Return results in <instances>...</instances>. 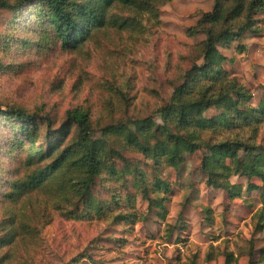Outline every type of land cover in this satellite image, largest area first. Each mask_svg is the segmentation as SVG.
<instances>
[{
	"label": "trees",
	"instance_id": "1",
	"mask_svg": "<svg viewBox=\"0 0 264 264\" xmlns=\"http://www.w3.org/2000/svg\"><path fill=\"white\" fill-rule=\"evenodd\" d=\"M171 1L0 0V69L16 51L45 56L54 41L69 52L111 34L125 35L132 47L147 45L161 27V9ZM263 12L264 0H213L211 10L185 32L204 39L187 47L180 58L186 66H177L175 84L150 116L118 121L109 116L95 135L91 114L82 108L65 111L59 123L42 108L0 109V124L9 132L0 140V251L22 240L38 242L51 213L72 219L87 211L97 220L132 225L140 219L134 211L138 195L147 213L163 220L171 185L160 176L161 167L177 169L198 151L205 152L198 171L207 188L239 199L240 185L230 182L236 177L246 180V193L259 194L251 222L255 233L263 232L264 96L263 107H253L251 91L223 68L227 59L218 50L245 33H259L257 16ZM116 96L117 105L108 100V109L121 111L124 104L126 109L131 98L125 91ZM97 186L109 194V203L95 198ZM32 198L42 204L39 213L28 211ZM204 214L211 223V209ZM250 246L253 251L252 240ZM259 263L264 264V248ZM224 264H237L232 252L224 254ZM247 264L257 263L250 256Z\"/></svg>",
	"mask_w": 264,
	"mask_h": 264
},
{
	"label": "rangeland",
	"instance_id": "2",
	"mask_svg": "<svg viewBox=\"0 0 264 264\" xmlns=\"http://www.w3.org/2000/svg\"><path fill=\"white\" fill-rule=\"evenodd\" d=\"M212 6L213 0H172L161 9V27L147 45L132 47L125 35L111 34L101 43L85 42L76 52L61 50L55 41L47 44L50 50L45 56L24 57L16 51L2 60L0 109L9 104L42 108L59 123L65 111L82 108L91 114L95 135L109 116L113 121L150 116L175 84L177 66H186L180 58L188 53L187 47L204 39L202 35L187 37L186 30ZM257 25L259 33H245L218 50L227 59L223 68L251 91L252 106L262 108L264 12L257 16ZM118 91L131 98L128 106L125 109L124 104L121 111L108 109V100L117 105ZM4 126L0 124V140L9 135ZM204 154L185 156L177 169L161 167L160 176L171 185L163 220L147 213L140 195L134 206L140 219L132 225L97 220L87 211L72 219L51 213V223L42 228L39 241L22 240L0 251V264H224L226 252L233 253L237 264H247L250 256L262 264L264 231L255 233L251 220L260 208L259 194L246 193V180L236 177L230 182L240 185L239 199L207 188L198 171ZM119 193L123 205L125 193ZM93 194L101 202L111 201L99 186ZM41 207L36 198L27 204L32 214ZM205 209H211V223L206 221ZM82 254L86 257L76 261Z\"/></svg>",
	"mask_w": 264,
	"mask_h": 264
}]
</instances>
